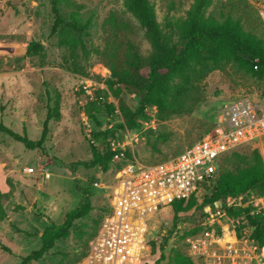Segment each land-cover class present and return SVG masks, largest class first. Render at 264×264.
<instances>
[{
  "label": "rangeland",
  "instance_id": "rangeland-1",
  "mask_svg": "<svg viewBox=\"0 0 264 264\" xmlns=\"http://www.w3.org/2000/svg\"><path fill=\"white\" fill-rule=\"evenodd\" d=\"M148 1L165 40L178 43L179 32L167 23L185 19L195 0ZM261 1L211 0L203 18L221 20L230 14L244 22L246 15L254 21L247 29L264 40L255 8ZM58 8L65 21L78 23L79 32L61 28L50 34L53 16L49 0H0V121L37 140L48 109L53 113L42 149H26L0 133V190L12 188L10 197L2 201L6 216L0 219V264H19L23 256L39 247L44 227L60 223L64 214L89 194L88 215L74 221L69 235L32 264H75L86 257L89 242L109 212L114 179L113 165L107 171L83 165L92 159L90 144L102 152L111 138L124 145L129 160L154 163L201 137L222 103L240 96H264V78L257 79L228 62L199 82L205 100L191 113L161 117L156 107L147 106L135 118L137 127L128 129L119 102L135 111L139 97L122 84L109 86L106 81L111 72L103 61L121 60L126 40L137 47L143 59L151 57L154 50L145 30L126 9L125 0H58ZM64 39L80 40L85 50L80 45L73 49L61 45ZM31 42L40 43L41 52H28ZM96 99L99 109L89 110L88 102ZM106 104L114 110H108ZM89 111L95 114V121L88 117ZM263 149L259 148L262 155ZM249 152V148L239 150L240 154ZM229 156L222 160L220 171H235L241 165ZM25 168L33 171L25 172ZM246 202L252 210L264 213V193L254 190ZM199 215L202 219L203 208L197 206L174 227L168 212L153 217L147 236L150 251L145 249L137 264H153L162 249L164 257L158 264H173L177 253L190 257L185 238L198 228ZM154 224L161 232L165 230L157 239Z\"/></svg>",
  "mask_w": 264,
  "mask_h": 264
},
{
  "label": "trees",
  "instance_id": "trees-1",
  "mask_svg": "<svg viewBox=\"0 0 264 264\" xmlns=\"http://www.w3.org/2000/svg\"><path fill=\"white\" fill-rule=\"evenodd\" d=\"M210 1L195 0L185 19L167 23L168 26L175 27L180 36L178 43L169 44L159 28L154 9L149 1L125 0L126 9L145 30L154 50L151 57L143 59L138 53L137 47L130 40H126L123 41L124 54L121 60L112 61L110 57L111 59L103 61V64L111 72V78L106 83L109 86L114 84L127 86L135 91L139 97V105L135 111H131L121 101L119 102L123 125L128 129L137 127L135 118L143 114L147 106L156 107L158 112L162 113L161 117L170 114L191 113L198 103L205 100V93L199 86V82L210 72L220 69L228 62L235 64L238 69L249 72L257 79L264 78V40L256 36L251 29H247L252 26L254 21L244 15L243 22L238 18H232L230 14L221 20H205L203 12ZM49 2L53 16L50 34L57 33L61 28L80 31L78 23L75 21L67 22L62 18L58 8V0H49ZM257 18L264 29L258 14ZM61 45L71 49L80 45L82 51L85 50L80 40L64 39L61 41ZM41 50L42 46L38 42H31L27 48V51L32 54H37ZM143 68L146 70L145 73H142ZM88 105L89 110L99 109L98 99L89 101ZM106 108L110 111L114 110L111 104H106ZM52 117L53 113L48 109L37 140L30 139L24 133L15 132L2 121H0V133L20 142L26 149H42L48 133V121ZM88 117L93 121L96 120L92 111L88 112ZM99 133H95L94 136ZM90 151L92 159L83 163L85 167L97 165L103 171H107L111 165H113V169L119 165V161L113 159L114 152L109 149L108 143L102 152L90 144ZM123 153L125 158H129L125 151ZM229 154L234 162L241 165H238L235 171L225 168L220 171L221 162L227 156L226 154L221 159L214 183L208 187L209 192L203 196L200 205L197 204L193 196L186 203L176 201L172 204L173 227L176 224L177 213L180 211H189L194 207L193 214L197 206L203 208L220 198L231 196L245 199V196L254 190H259L261 194L264 193V155L261 154L260 150L250 149L249 153L242 154L238 150ZM6 182L9 185L8 178ZM11 193V186L6 192L0 190V219L6 216L2 201L8 199ZM90 209L89 194H85L83 201L68 210L60 223L44 227L40 234L39 247L23 256L19 264H32L40 259L54 247L55 242L65 239L69 235L72 223L86 217ZM251 210V205L238 206L230 209L228 214L245 215L253 228V237L257 238L260 244H263L264 216L262 211L250 215ZM163 240L165 241V239ZM161 252L163 249L160 250L159 257L153 264H158L164 257ZM173 264H193V261L190 257L177 253L174 256Z\"/></svg>",
  "mask_w": 264,
  "mask_h": 264
},
{
  "label": "built area",
  "instance_id": "built-area-1",
  "mask_svg": "<svg viewBox=\"0 0 264 264\" xmlns=\"http://www.w3.org/2000/svg\"><path fill=\"white\" fill-rule=\"evenodd\" d=\"M264 26V0L255 4ZM210 128L175 155L154 163H141L124 157V145L108 138L114 168L109 212L101 220L89 242L85 258L75 264H132L141 259L147 244L148 225L161 213L174 220L172 204L186 203L192 196L201 203L214 183L221 159L242 148L264 147V96H240L219 105ZM264 150V149H263ZM264 155V153H263ZM32 172V168H25ZM227 196L203 207L198 228L185 238L194 264H264V243L252 235L245 215L228 211L250 204ZM177 213L176 226L193 212ZM260 210H251L250 215ZM263 216L264 213L262 212ZM183 216V217H182ZM157 239L164 234L153 225Z\"/></svg>",
  "mask_w": 264,
  "mask_h": 264
},
{
  "label": "bare ground",
  "instance_id": "bare-ground-1",
  "mask_svg": "<svg viewBox=\"0 0 264 264\" xmlns=\"http://www.w3.org/2000/svg\"><path fill=\"white\" fill-rule=\"evenodd\" d=\"M138 263V260H135V261H133V263L132 264H137Z\"/></svg>",
  "mask_w": 264,
  "mask_h": 264
}]
</instances>
